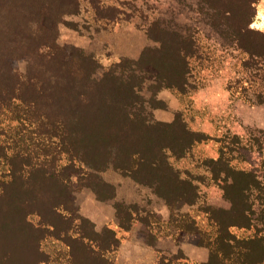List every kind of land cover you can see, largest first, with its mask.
<instances>
[{
    "label": "rangeland",
    "instance_id": "rangeland-1",
    "mask_svg": "<svg viewBox=\"0 0 264 264\" xmlns=\"http://www.w3.org/2000/svg\"><path fill=\"white\" fill-rule=\"evenodd\" d=\"M79 2L77 13L66 15L59 26L58 43L67 62L60 80L54 74L42 77L47 81L45 102L66 119V139L56 135L59 124L54 127L34 110L39 69L25 58L16 64L25 81L23 99L0 109V257L6 264H38L32 249L37 241L49 259L45 264H98L89 245L102 251L101 245L115 235L113 246L104 249L115 264H159L162 256L180 253L185 257L171 264H203L209 256V248L199 244L203 237L214 238L219 230L239 238L264 237V130L257 125H245L247 136L242 138L227 135L218 163L203 155L167 151L170 163L198 186L192 204L174 201L175 185L167 182L164 171L142 167V183L120 166L135 154H162L164 149L157 146L173 142V135L156 134L149 122L165 103L159 91L175 76L176 47L187 46L190 39L196 52L188 56L189 80L203 82L221 73L233 104L242 100L252 108L251 119L264 117V60L251 57L236 40L244 32L242 42L264 55L262 0L214 1L223 12L207 0ZM247 27L256 33L247 35ZM48 65L47 70L57 71L54 60ZM82 66L92 69L86 81L90 85L93 80L90 97L93 92L101 95L95 104L89 96H79L78 91H85L79 86L86 75H78ZM132 88L142 102L135 103ZM74 93L82 102L62 100H72ZM85 108L89 113L84 118ZM25 157L39 170L11 182L13 172L25 173ZM44 170L53 171L54 177H44ZM252 182L261 189L241 190ZM250 203L252 213L241 214ZM24 219L31 229L22 227ZM255 249L251 264L262 255L260 247Z\"/></svg>",
    "mask_w": 264,
    "mask_h": 264
},
{
    "label": "trees",
    "instance_id": "trees-1",
    "mask_svg": "<svg viewBox=\"0 0 264 264\" xmlns=\"http://www.w3.org/2000/svg\"><path fill=\"white\" fill-rule=\"evenodd\" d=\"M214 1L219 2V0H207V2H209L210 4L212 3L213 7L216 8L213 3ZM79 8V0H0V109L4 107H11L16 100L23 99L21 92L25 86V81L16 69V64L20 59L25 58L33 63L35 65L34 67L39 69V77L35 79L36 81L34 89L38 90L39 100H42H32V102L36 103L32 104L34 110H38L39 117L47 120L48 123L52 124L54 127L58 128L59 124V127L61 129L60 131L56 130V135L64 140L67 136V131L65 129L66 119H64L62 116L60 117L58 112L57 115L55 114L54 110L57 109L50 103L48 99H46L45 102L44 97H46L45 93L47 81L42 77L44 74H49L52 78V75L54 74L55 80H60V77L64 71L66 61L64 60L65 49L61 48V45L58 43L59 26L64 22V17L66 15L77 13ZM216 9H218L220 12H223V9H221V7H217ZM250 22H252V20ZM246 31L248 32L247 35L249 36H253V34L256 33L255 30L249 27H247ZM239 33L240 34L237 33L236 35L238 45L244 48L251 57H258L259 59L264 60V55L256 52L255 48L247 46L242 42L244 32ZM258 34L262 33L258 32ZM187 42L188 45L185 47H176L177 51L172 59L173 63L176 64H174L175 67L173 70V74L175 76H170L171 79L168 80L169 82L163 87H173L181 91H187L188 88L191 87L189 81L191 68L189 65L188 56L193 55L196 52V46L195 41H193L192 39ZM53 60L56 63L55 67L57 71L47 70V67H49L48 64H52ZM83 72L86 75H83V77L81 78L83 80L79 83V86L80 89H85V91H78L79 96L83 95L84 99H87V96H89V101L95 104L97 100L101 99V95H98L97 93L95 94L93 92L90 97V90L88 91V87L93 85V80L90 79L92 82L90 85L89 82H86L89 78H91L92 69L89 70V68H86V66H82V69L79 71L78 75ZM33 78L35 77H29L30 84L32 83ZM132 94L136 97V100L133 97L135 103L142 102L141 96L135 90H133V88ZM76 95L77 93L73 94L72 100H62L68 102L76 101L74 99L79 100L81 96L76 97ZM123 96L130 97L129 94ZM43 101L47 104L45 107L46 109L44 110L41 107V102ZM58 101L59 103L61 102L60 99H58ZM263 101L264 99L261 100V102ZM158 107H166V103H163V106ZM73 109L74 111L77 110L76 107H74ZM87 110V108L81 109V111L83 112L81 113V115L83 116V114H85L83 116L84 118L89 113V111ZM175 116L177 118L175 117L173 121H162L155 119L149 122L150 124H152L151 128H153V130L155 129L154 132L156 134L163 132V134L165 135L170 134L174 136L173 142L169 141L162 146H157L160 151L161 148L164 149V153L153 154L149 157H144L143 155L136 156L135 154V156H132V158L130 157L129 160H125V164L120 166L134 173L135 178L139 179V181L142 183L144 182V180L138 174L140 173L142 167H145V169L146 167H148V169L150 168L151 172L159 171L163 174L164 171L167 182H173L172 185H175V191L177 192V194L174 198V201H181L183 203L192 204L195 203L198 198V186L194 184V182L190 178L183 177L181 171L175 168L170 163L167 151L171 150L178 156H184L188 153L191 145L196 140L203 139L207 136L205 134H201L202 137H195L194 134H196V132L190 130L187 127L180 114L177 113ZM223 153L224 151L222 150V154ZM222 154H220L219 158H211V160L209 161L212 163L220 162L222 160ZM2 155L7 158V154ZM12 162L13 158H10V163ZM23 162L25 166L21 169L25 170V173H22V175H18L16 172H13L11 174L13 177V179H11V182L13 180H15V182H18L20 180L23 181L33 174L34 171H32V169L39 170V165L38 167H36V165H33L29 158H23ZM234 172L252 176V173L246 172L244 170H234ZM42 173L44 177H54L53 171L49 172L47 170H44L42 171ZM8 182L10 183V181ZM7 184L8 183H4L5 186ZM252 187L261 189L259 183L256 184L252 182L248 183L247 186H242L241 190L250 191L252 190ZM225 189L226 188H224V191ZM4 192H6V189L3 188V191H1V196L4 195ZM168 201L169 205L172 204L170 200ZM253 208V203H250L249 205L245 204L244 208L241 210V214L252 213ZM230 225L243 226L245 224H243L242 222L241 224L232 222L230 223ZM22 227H24V229L26 230L32 228L29 225V221H27V219H24V225ZM194 229L196 231H199L197 228ZM199 233L201 232L199 231ZM107 240L108 243L106 244V246L103 243V245L100 244L103 248V252L98 251L97 248L93 249V246L89 245V248L93 253V257L96 259V261H99L98 264L100 262V264H115L111 257L104 254V249H110V247L115 243V235L114 237H111L110 235ZM199 244L205 245L209 248L208 259L203 262V264H251V256L256 252V247L261 248L262 255L257 260L258 262L256 261L253 264H264V237L253 236L248 238H239L229 231L224 232L222 230H219L218 234L214 238L203 237ZM32 249H34L36 251V254L39 255L38 264H45L49 262V259L46 258L47 256L44 255L37 241L34 244V248ZM182 257H185L183 253L174 254L172 255V257L162 256L159 259V264H171L170 261ZM0 264H6V260L2 257H0Z\"/></svg>",
    "mask_w": 264,
    "mask_h": 264
},
{
    "label": "crops",
    "instance_id": "crops-1",
    "mask_svg": "<svg viewBox=\"0 0 264 264\" xmlns=\"http://www.w3.org/2000/svg\"><path fill=\"white\" fill-rule=\"evenodd\" d=\"M261 6L264 10V0ZM211 77L203 78L199 83L189 80L191 87L187 91L173 87L160 90V98L166 107L156 108L155 115L158 120L171 121L179 113L190 130L207 136L196 140L187 154L217 159L222 154L227 135L236 134L242 138L246 135L245 125L252 124L264 130V117L251 119L252 108L242 100L238 106L233 104L231 90L223 74L212 73ZM245 109L249 112L246 113Z\"/></svg>",
    "mask_w": 264,
    "mask_h": 264
}]
</instances>
